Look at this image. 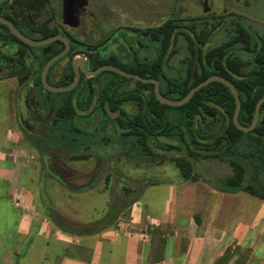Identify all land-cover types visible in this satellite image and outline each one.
I'll use <instances>...</instances> for the list:
<instances>
[{
  "label": "trees",
  "instance_id": "obj_1",
  "mask_svg": "<svg viewBox=\"0 0 264 264\" xmlns=\"http://www.w3.org/2000/svg\"><path fill=\"white\" fill-rule=\"evenodd\" d=\"M4 4L6 2L0 6ZM38 14L39 11L23 10L21 3L14 0L12 15L0 16L10 20L15 29L27 37L26 30L39 35L38 40L60 34L58 29L38 23ZM182 28L178 21L168 20L157 28L124 31L119 54L107 51L108 39L90 46L67 35L70 49L51 64L46 80L57 87L70 85L74 78L71 63L76 54L85 57L87 71L112 65L127 73L155 79L160 94L171 100L182 99L191 88L217 75L228 79L236 88L240 99L238 122L244 127L250 126L255 105L264 96V40H252L249 31L239 26L227 42L208 46L206 36L201 38L193 31L190 35ZM181 38L187 43L186 57L182 61L184 72L170 75L167 72L169 58ZM11 46L13 51L7 52ZM152 46H156L155 55L147 58V49ZM63 48L59 41L27 46L0 23V79L16 77L19 86L25 88L23 104L28 127L20 126L25 134L38 137L47 148L65 149L71 154L68 157L71 161L86 159L81 155L87 150L83 144L86 136L100 139L104 146L128 142L151 162L173 163L181 178L192 183L199 181L195 171L198 162L225 161L232 168V175L219 180V186L213 188L230 194L244 192L264 201V179L258 187L251 183L255 176L264 174V103L258 111L255 128L243 133L232 123L234 97L228 87L218 82L197 91L181 107L160 104L154 96L153 84L109 71L99 72L92 78L81 74L72 91L50 93L44 90L40 73L46 62ZM64 59L67 63L63 72L53 75L54 67ZM124 106H131L133 110L126 112ZM107 111L118 115L111 118ZM92 115L102 116L96 128L78 126L77 121L85 125ZM222 130L221 135L214 138ZM54 158L53 154L47 155L49 160ZM247 173L249 181L245 182ZM51 174L61 181L53 171ZM157 185L160 184H151ZM49 217L57 229L77 238L99 232L90 228L72 230L52 210ZM109 218L104 230L113 226L117 215L110 214Z\"/></svg>",
  "mask_w": 264,
  "mask_h": 264
},
{
  "label": "rangeland",
  "instance_id": "obj_2",
  "mask_svg": "<svg viewBox=\"0 0 264 264\" xmlns=\"http://www.w3.org/2000/svg\"><path fill=\"white\" fill-rule=\"evenodd\" d=\"M87 3V15L81 25L66 28L67 32L90 46L108 39L107 51L117 54L119 44L124 42V31L157 28L168 20L178 21L182 30L190 35L193 31L201 38L206 36L208 46L227 42L239 26L249 31L252 40H264V0H87ZM60 11L61 0H48L39 10L37 21L50 29H61ZM26 34L32 40L39 38L27 30ZM186 46L183 38L178 40L168 62L170 75L184 72L182 61L186 57ZM155 48L147 49V58L155 55ZM12 51L13 46L7 52ZM26 63L30 64V60L26 59ZM66 63L67 59L57 63L53 75H60ZM23 97L16 77L0 79V138L7 136L16 146L26 148L30 158L18 184L33 192L38 203L41 204L42 199L50 203L70 229L101 231L110 222V214L117 215L113 224L116 227L135 200L159 215L163 204L170 200L172 186L185 189L182 199L189 200L194 183L184 181L173 163L151 162L128 142L104 146L100 139L86 136L83 144L87 150L81 152L86 159L73 161L68 160L71 154L65 149L47 148L38 137L25 134L16 121L17 109L27 117ZM97 124L98 121L92 128ZM48 154H53L54 160L47 159ZM12 155L15 157L16 153ZM51 171L61 181L53 177ZM195 171L198 182L203 180L212 186H219V180L232 175L230 165L219 160L200 161ZM263 179L264 174L257 175L251 183L258 187ZM248 181L247 173L245 182ZM154 183L160 185L151 186ZM243 198L249 199L248 194ZM13 203L11 199L0 198V264L35 263L37 257L26 254L31 241L14 237Z\"/></svg>",
  "mask_w": 264,
  "mask_h": 264
},
{
  "label": "crops",
  "instance_id": "obj_3",
  "mask_svg": "<svg viewBox=\"0 0 264 264\" xmlns=\"http://www.w3.org/2000/svg\"><path fill=\"white\" fill-rule=\"evenodd\" d=\"M29 158L0 138V198L14 202V237L31 241V264H264V201L256 197L201 181L184 200L186 190L172 186L159 215L135 200L116 227L77 238L54 226L50 203L18 184Z\"/></svg>",
  "mask_w": 264,
  "mask_h": 264
},
{
  "label": "water",
  "instance_id": "obj_4",
  "mask_svg": "<svg viewBox=\"0 0 264 264\" xmlns=\"http://www.w3.org/2000/svg\"><path fill=\"white\" fill-rule=\"evenodd\" d=\"M4 1L5 0H0V3L4 2ZM0 23L3 24L8 29V31L11 35L16 37L23 44L30 46V47L43 46V45H47V44L54 42V41H59V42L63 43L64 48L59 53H57L56 55L51 57L46 62V64L44 65V67L42 68V71L40 73V79H41L42 86H43L44 90H46L47 92H50V93L70 92L77 86L81 74H84V76L86 78H92L99 72L109 71V72L118 74L122 77L131 78V79H133L135 81H139L141 83H151V84H153L154 96L160 104H163V105H166L169 107H181V106L185 105L186 103H188L189 100L193 97V95L197 91H199L203 87L207 86L211 82H218V83H221V84L225 85L226 87H228L230 89L233 97H234L235 109H234V112L232 115L233 125L239 131H241L243 133H249L255 128V126L257 124L258 111H259L262 103H264V96L255 105L251 125L248 127H244V126L240 125L238 122V114L240 111V99L238 97V93H237L236 88L233 86V84L228 79L221 77V76H217V75L210 76L209 78L205 79L201 83H199L196 86H194L193 88H191L189 90V92L182 99L171 100V99H168V98H166L160 94L159 84L155 79H146V78H143L139 75L127 73V72H125V71H123V70H121L115 66H112V65H103L101 67H98L94 71H87L85 69V57L82 54H77L76 55L77 58H73L72 63H71L72 69L74 72V78H73V81L71 82V84L68 85L67 87H64V88L50 85L46 80L48 69L53 62L58 60L60 57H62L63 55H65L69 51V49H70L69 40L62 35H53L51 37H48V38H45L42 40H32L29 37H27L26 35L18 32L10 20L5 19L3 17H0ZM77 124L81 128H92L95 125V122H93L91 125H82L79 121H77ZM222 132H223V130L220 131L219 133H217L214 138H217L219 135H221Z\"/></svg>",
  "mask_w": 264,
  "mask_h": 264
},
{
  "label": "flooded vegetation",
  "instance_id": "obj_5",
  "mask_svg": "<svg viewBox=\"0 0 264 264\" xmlns=\"http://www.w3.org/2000/svg\"><path fill=\"white\" fill-rule=\"evenodd\" d=\"M16 1H18V3H21L23 10L28 12H37L43 6H45L48 0H16ZM4 2H6V4L0 6V15H12L14 11V0H5ZM87 4H88L87 0H61L60 16H61L62 28L58 29L60 32V34L58 35H62L66 38L67 35L69 37H73L71 34L67 32L66 28L74 29L81 25L82 19L85 18L87 15V8H86ZM20 90L23 91V93L25 92L24 87H20ZM123 110H125L126 112H131L133 108L131 106H124ZM107 113L111 118H115L118 115L117 113H113L109 111H107ZM16 121L21 127L23 128L28 127V124L26 122V117L19 109H17ZM97 121L98 124L101 123L102 116L92 115L91 120L88 121L87 124L85 125H91L93 122H95L96 124Z\"/></svg>",
  "mask_w": 264,
  "mask_h": 264
}]
</instances>
